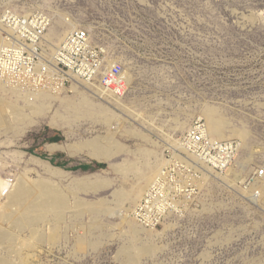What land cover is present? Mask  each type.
<instances>
[{"label":"rangeland","instance_id":"rangeland-1","mask_svg":"<svg viewBox=\"0 0 264 264\" xmlns=\"http://www.w3.org/2000/svg\"><path fill=\"white\" fill-rule=\"evenodd\" d=\"M7 7L52 14L47 37L53 46L70 26L87 28L96 44L124 64L128 80L125 96L104 101L84 88L80 94L72 88L36 98L37 93L21 96L24 90L0 83L7 118L0 130L5 194L24 176L54 190L67 205L54 223L56 241L42 246L38 262L25 264H132L126 248L147 244L159 252L140 257L138 264H264V194L261 200L258 192L264 191V179L243 184L264 168V0H0V15ZM66 18L73 22L68 25ZM52 32L57 38L49 37ZM82 100L93 114L55 118L65 114L64 104ZM201 118L213 136L242 143L235 169L244 181H233L238 176L233 173L214 177L197 206L158 226L152 236L135 237L119 212L95 210L122 203L124 211L133 209V202L115 193L134 192L139 200L138 186L157 172L164 147L188 130L181 123L189 128ZM24 123L30 126L19 137ZM98 137L132 153L118 152L108 163L91 157L90 152L98 154L91 148L72 154L47 149ZM4 223L1 229H12ZM20 235L24 240L30 230ZM1 255L6 253L0 250Z\"/></svg>","mask_w":264,"mask_h":264},{"label":"built area","instance_id":"built-area-1","mask_svg":"<svg viewBox=\"0 0 264 264\" xmlns=\"http://www.w3.org/2000/svg\"><path fill=\"white\" fill-rule=\"evenodd\" d=\"M53 22L52 14L45 11L28 15L18 7L3 9L0 82L32 93L60 94L80 87L106 97L125 96L128 80L124 64L96 44L85 27L71 29L53 46L47 38ZM177 140V144L164 147L163 165L132 213L144 227L157 228L197 206L202 186L226 174L241 152L239 140L211 137L204 120L194 121ZM262 179L264 168L243 184L249 187Z\"/></svg>","mask_w":264,"mask_h":264},{"label":"bare ground","instance_id":"bare-ground-1","mask_svg":"<svg viewBox=\"0 0 264 264\" xmlns=\"http://www.w3.org/2000/svg\"><path fill=\"white\" fill-rule=\"evenodd\" d=\"M30 15V14H28ZM65 22L70 25L73 21L71 19H64ZM55 22V19H54ZM54 22L48 32L53 28ZM69 31L74 28L78 27H69ZM48 35V33H47ZM50 38H57L56 33L52 32L51 35H49ZM65 37V36H64ZM48 38V37H47ZM1 39V38H0ZM1 41V40H0ZM56 46V44H54ZM114 61H118L115 59ZM1 83V82H0ZM3 84V83H2ZM11 90H17L18 88H15L13 86H8ZM76 93L80 94V90L82 88L80 87H73ZM94 94L96 95V98L100 101L104 100H110V99H117L113 97H106L103 94H100L97 90H94ZM35 94L28 91H21V96H24V94ZM36 98H44L45 96H57L58 94H51V93H37L35 94ZM26 98V97H25ZM28 101V100H26ZM89 103L86 100H82L79 104H64V107L66 112L65 114L61 112H57L55 118H67L68 114H73L74 116H82L85 114H93L94 108L88 105ZM15 110H20L18 106H11ZM38 111V110H37ZM40 113V111H39ZM38 113V114H39ZM6 117V110L4 107L0 104V130L5 129L7 127L5 121L7 122ZM40 117V116H38ZM204 119L208 133L211 137L214 139L221 140L215 136L212 135L208 123L205 118H201L199 120ZM34 121L29 122L32 126ZM29 123H24V126L21 130H18L19 137L20 135H23L28 127ZM191 125L189 126V128ZM188 126H186L185 123H181L180 129H189ZM214 131L218 134L222 133V130L218 126L213 127ZM236 131V130H235ZM137 137V136H136ZM141 137V135H140ZM145 137V136H144ZM241 138L240 136H238ZM242 139V138H241ZM244 140V139H242ZM241 140V141H242ZM172 142V141H171ZM178 140H173V144H177ZM82 147V150L85 148H91L94 150V152L98 153L96 155L92 154L91 152L89 155L91 157L96 158L99 162H110L111 159L115 154L118 152H125V153H132L131 150H128L119 144H112L110 139L107 137H98L97 139L93 141H86L82 144L78 145H59V144H52L49 145L47 149H49L51 152H54L56 150H63L69 154H72L74 150ZM241 149H242V143H241ZM16 155V154H15ZM239 157V156H238ZM164 162V159H163ZM160 164V166L163 165ZM237 164H239V160L237 161ZM241 164V163H240ZM242 165V164H241ZM157 169L156 173L151 174L149 177H146V183L143 184L140 183L139 192L138 195L141 197L139 200L136 197V194L134 192H120L117 191L115 193V197L118 198V200H122L123 202L131 201L134 203L133 209L129 208L124 211L123 203L119 206V208H96V211H107V212H119L123 218L128 223V226L133 233V235L136 237L140 233L145 232L149 236L154 232L157 231L156 228H147L142 225H140L135 218L133 217V211L137 204H139L140 200L142 199V196L149 188L152 180L156 177L159 168ZM243 166V165H242ZM111 167H114L117 169L114 165H111ZM113 168V169H114ZM242 168V167H241ZM3 171V166H0V174ZM233 173L234 175L237 174L235 169V164L229 169V171L226 174H223L221 176L217 177H224V179H227L230 177V174ZM238 175V174H237ZM229 180V179H228ZM240 180H243L241 175L236 176L233 181L239 182ZM208 181V180H207ZM244 181V180H243ZM242 182V181H240ZM206 183V182H205ZM204 183V184H205ZM206 185V184H205ZM204 185L202 186V188ZM5 183L0 177V224L4 222H9L12 226L11 230L1 229L0 228V250L4 251L6 255L0 256V264H12V261L17 262V264H25L26 262H33L34 260L38 259L40 254L42 252V246L50 245L56 241L58 238L59 230L57 227H54L55 224H59L58 222L61 221L63 218L64 213H66L67 205H65L64 200L59 194H56V192L48 187L42 186V187H36L35 185L31 184V182L25 178L22 177L21 182L16 186V188L11 191L8 194H5ZM251 190V189H250ZM260 194V198L262 200L264 191L262 192V189L258 191ZM250 199L252 201L257 202V198L255 195L251 194ZM205 206V205H204ZM117 214V213H116ZM52 217V218H51ZM177 218H171L170 220L163 222L161 225L169 224L171 221L176 220ZM64 220V219H63ZM5 225V223H4ZM3 225V226H4ZM7 225V224H6ZM40 225V226H39ZM36 226H39L40 228H37ZM10 228V227H9ZM30 230V236L26 239L22 240L20 239V233L24 230ZM58 231V233H57ZM19 234V235H18ZM25 235V234H24ZM29 235V234H28ZM60 236V235H59ZM152 236V235H151ZM17 237V238H16ZM19 237V238H18ZM25 238V237H24ZM59 240V239H58ZM57 240V241H58ZM56 244V243H55ZM159 249V248H158ZM154 245H144L142 247H137L136 245H133L131 247L126 248L125 252L127 253L128 261L132 264H138L139 259L143 258L144 256L152 255L155 253V251L158 250ZM157 254V253H156ZM143 256V257H142ZM141 257V258H140ZM149 257V256H148ZM36 262H38L36 260ZM34 263V262H33ZM28 264V263H27ZM30 264V263H29Z\"/></svg>","mask_w":264,"mask_h":264},{"label":"trees","instance_id":"trees-1","mask_svg":"<svg viewBox=\"0 0 264 264\" xmlns=\"http://www.w3.org/2000/svg\"><path fill=\"white\" fill-rule=\"evenodd\" d=\"M42 157H45V156H42ZM52 162H53V161H52ZM53 163H54V162H53ZM97 167H99V168H103L104 165H103V164H98ZM82 168L86 170V169H89L90 166H88V165H83Z\"/></svg>","mask_w":264,"mask_h":264}]
</instances>
